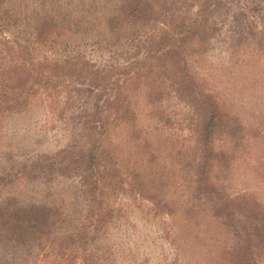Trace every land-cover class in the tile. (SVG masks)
Segmentation results:
<instances>
[{"label": "trees", "instance_id": "trees-1", "mask_svg": "<svg viewBox=\"0 0 264 264\" xmlns=\"http://www.w3.org/2000/svg\"><path fill=\"white\" fill-rule=\"evenodd\" d=\"M148 1L126 2L99 30L77 33L83 28L77 20L30 18L13 13L9 0H0V114L20 113L35 94L50 96L51 90L61 89L65 100L58 116L70 126L62 146L22 161L12 159L0 186L45 184L58 178L78 184L86 214L53 247L39 248L36 264H107L100 242L111 223L128 219L121 204H114L125 195L150 204L142 215L148 221L158 214L170 217L169 229L180 241L201 217L215 222L229 239L222 248L216 245L220 264H263L264 208L246 193H228L222 183L243 146L245 126L203 87L189 56L206 51L217 30L210 18L219 10L223 17L232 15L236 24L232 45L247 37L263 48L264 0H171L169 5ZM123 27L128 29L123 32ZM89 44L95 56L106 58L92 59L85 49ZM165 99L184 103L193 115L188 123L193 142L176 151L175 162L183 172L177 179L178 204L164 184L155 182L166 175H151L152 165L142 162L151 145L139 127L140 111L151 118L158 111L163 118ZM129 146L133 152L144 151L141 162L129 164ZM6 204L17 217L26 211L15 197ZM26 227L16 223L20 231ZM180 256L176 253L171 264H184Z\"/></svg>", "mask_w": 264, "mask_h": 264}, {"label": "rangeland", "instance_id": "rangeland-1", "mask_svg": "<svg viewBox=\"0 0 264 264\" xmlns=\"http://www.w3.org/2000/svg\"><path fill=\"white\" fill-rule=\"evenodd\" d=\"M129 1L133 0H9L8 5L13 13L30 18L77 20L83 26L77 33H87L99 30L107 17ZM152 1L169 5L171 0L148 3ZM232 10L235 12L236 7ZM231 16L227 13L223 17V11L219 10L210 18L217 25L214 37L208 40L206 51L189 56V63L195 77L215 96L221 109L240 118L245 126V141L222 175L223 186L233 195L248 194L264 208V42L261 48L262 45L246 37L242 44L232 45L237 27ZM85 49L92 59L106 58V55L95 56L93 44ZM48 94H35L28 108L20 113L0 114V179L9 171L12 159L22 161L30 154L60 147L66 142L70 126L58 116L65 94L61 89H53ZM163 103V118H158V111L153 118L140 111L139 127L147 133L152 150L144 156L141 148L133 152L129 146L126 151L131 156L126 158L132 164V160L141 162L139 158L144 156L142 162L152 165L151 175L158 176L160 172L166 175L164 179L157 177L155 182L159 186L164 184V191L178 204L181 188L177 179L183 172L182 165L175 162L176 151L186 149L185 145L193 142L188 130L189 118L193 115L184 103L175 99H165ZM141 136L144 134L140 133ZM138 142L142 144L141 139ZM119 147L125 150L124 144ZM12 184L0 186V264H36L37 250L43 245L53 247L59 237L82 221L87 207L79 196L77 182L71 179ZM13 197L26 210L21 217L8 212L10 207L6 203ZM120 199L114 204L117 207L121 204L128 219L111 223L100 242L107 264H171L176 253L184 259V264H220L216 245L222 248L229 239L215 222H206L201 217L204 221L187 229L188 237L180 241L179 235L175 237L169 229L170 217L158 214L148 221L142 215L149 203L126 195ZM18 221L27 230L17 229ZM179 248L181 251H175ZM262 259L264 264V254Z\"/></svg>", "mask_w": 264, "mask_h": 264}]
</instances>
